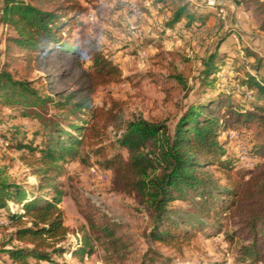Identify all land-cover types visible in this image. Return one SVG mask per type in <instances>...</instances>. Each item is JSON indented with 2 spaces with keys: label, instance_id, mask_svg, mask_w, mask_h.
Segmentation results:
<instances>
[{
  "label": "trees",
  "instance_id": "trees-1",
  "mask_svg": "<svg viewBox=\"0 0 264 264\" xmlns=\"http://www.w3.org/2000/svg\"><path fill=\"white\" fill-rule=\"evenodd\" d=\"M234 1L264 29V0ZM152 2L166 12L165 34L178 25L185 30L205 23V17L190 8L191 1ZM85 12L80 0H0V25L6 26L0 108L9 107L16 112L11 117L32 118L41 126L30 138L31 131L23 125L0 121V133L7 136L6 127L12 134L14 147L39 180L27 187L0 169V216L12 228L4 252L16 264L51 261L67 252L82 259L93 253V235L85 236L79 248L67 244L71 230L56 176L64 163L95 157L100 166L114 171L117 187L135 193L149 212L150 243L180 251L199 232L218 234L232 222L237 228L230 238L241 243L238 260L264 264V171L255 175L241 169L220 140L231 126L254 124L263 135L256 153L264 157V58L243 47L245 57L233 66L232 87H220L219 72L238 60L221 53L228 38L222 35L203 59L197 98L174 127L142 116L125 120L117 103L97 105L93 100L100 86L120 81L123 71L104 43L87 30L89 22L81 19ZM252 56L254 60H248ZM54 63L59 64L57 75H32ZM175 78L184 84L181 73ZM64 83L69 86L46 93L45 84L54 88ZM87 218L106 261L122 259L127 245L117 225L105 217L99 223L94 216ZM140 264L173 263L149 246Z\"/></svg>",
  "mask_w": 264,
  "mask_h": 264
},
{
  "label": "rangeland",
  "instance_id": "rangeland-1",
  "mask_svg": "<svg viewBox=\"0 0 264 264\" xmlns=\"http://www.w3.org/2000/svg\"><path fill=\"white\" fill-rule=\"evenodd\" d=\"M80 1L86 9L81 19L89 22L87 30L104 43L123 71L120 81L100 86L93 94V100L97 105L117 103L125 120L142 116L154 122L165 121L174 127L197 98L201 90L197 75L203 67V59L215 48L222 35H228V38L220 46L221 53H230L238 60L219 72L220 87H232L233 66L245 57L243 47L264 58V29L259 27L260 21L234 0H216V5L205 0H188L191 1L190 8L205 17V23L200 28L185 30L183 25H178L168 34L162 32L166 12L152 0ZM220 10H223L221 15ZM223 16L225 19H222ZM5 47L6 26L0 25V69L6 61ZM248 60L253 61L254 56ZM58 70L59 64L54 63L35 70L32 75H57ZM177 73L184 76V84L175 78ZM45 85L47 94L69 86L68 83L55 85L54 88ZM15 114L14 110L3 106L0 108V121L3 119L10 124L23 125L31 131L30 138L32 131L40 129L39 121L11 117ZM4 131L8 133L7 136L0 133V169L4 176L27 187L38 184L37 176L32 174V166L22 158L23 152L15 148V142L9 138L12 134L7 132L6 127ZM220 140L225 143L227 151L238 159L241 169L252 170L255 175L264 171V157L256 153L262 145L263 135L256 125H251V128L231 126L222 132ZM36 141H41L40 135ZM62 171L56 176V181L62 191L60 205L64 209L65 224L71 230L67 244L72 249L79 248L85 236L93 235L91 244L94 250L83 259L67 252L63 256H54L51 261L32 259L33 264H140L149 246L169 257L173 264H250L238 260L241 243L237 237L230 238L237 228L232 222L218 234L199 232L180 251L161 243H150L147 238L150 231L149 212L144 210L135 193L117 187L113 170L100 166L95 157L87 160L78 157L64 163ZM216 176L224 177L221 172H216ZM249 176L246 175L247 178ZM87 215L94 216L98 223L105 217L117 225L118 234L123 235L127 245L122 259H114L110 263L106 261L103 247L93 238L95 234ZM11 231L12 228L3 224L0 216V264H16L3 250L9 247L5 243ZM14 244L20 242L14 241Z\"/></svg>",
  "mask_w": 264,
  "mask_h": 264
},
{
  "label": "built area",
  "instance_id": "built-area-1",
  "mask_svg": "<svg viewBox=\"0 0 264 264\" xmlns=\"http://www.w3.org/2000/svg\"><path fill=\"white\" fill-rule=\"evenodd\" d=\"M205 1H206L208 4H213V5H216V4H217L216 0H205ZM221 13H223V10H220V15H221ZM222 19H225L224 16H223Z\"/></svg>",
  "mask_w": 264,
  "mask_h": 264
}]
</instances>
